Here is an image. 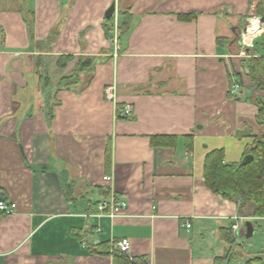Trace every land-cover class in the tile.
<instances>
[{"label":"crops","instance_id":"0c3cea01","mask_svg":"<svg viewBox=\"0 0 264 264\" xmlns=\"http://www.w3.org/2000/svg\"><path fill=\"white\" fill-rule=\"evenodd\" d=\"M258 1L0 0V200L16 203L0 213V264H112L86 245L122 238L128 256L147 264H213L225 254L232 264H264V216L252 214L249 200L211 192L202 177L209 151L223 149L224 162L236 163L264 134V93L238 54L247 19L264 27ZM187 14L195 16L179 18ZM64 55L97 61L80 94L74 85L56 91L72 66L62 67ZM126 103L131 118L119 116ZM110 196L126 201L121 214L91 212ZM254 234V246L241 242Z\"/></svg>","mask_w":264,"mask_h":264},{"label":"trees","instance_id":"16d2710c","mask_svg":"<svg viewBox=\"0 0 264 264\" xmlns=\"http://www.w3.org/2000/svg\"><path fill=\"white\" fill-rule=\"evenodd\" d=\"M261 0L257 3V11L260 9ZM29 13V12H28ZM32 13L30 12L29 15ZM194 14L180 15V19L189 20L193 18ZM260 20L264 22V16L259 15ZM26 19V18H25ZM31 33V21L26 19ZM104 36L108 38L113 31V16L105 18L103 22ZM127 24L122 22L117 27V37L126 30ZM52 34V33H51ZM50 41V35L48 39ZM249 51V49H247ZM252 56L247 62V73L253 83L255 89L264 93V33L260 35L259 40L255 43L254 49L250 51ZM64 62L62 67L67 66L72 62V66L67 75L61 76L58 82L56 91L62 88L70 89L71 85L75 87L73 90L80 94L90 83L93 77V70L95 63L94 59L89 57H75L72 55L61 56ZM62 61V60H61ZM65 81V84L62 82ZM47 81H45L46 83ZM50 95L47 97L45 103V115L48 122L54 117L53 106L50 102ZM258 114L257 119L264 122V95L258 99ZM152 143V142H151ZM245 156H249L246 163H242ZM110 151L107 148L105 153V164L109 165ZM203 182L204 185L213 193L220 195L224 199L232 200L235 198H242L253 203L252 214L254 216H264V134L260 135L244 153L242 159L236 163L224 162V150L215 149L209 151L205 155L203 163ZM67 198L70 196L65 193ZM92 213H97L98 202H94ZM73 234L79 239L83 237L78 232L73 231ZM87 250L94 255H110L112 257V264H147L144 258H132L126 253L118 251L113 243L102 242L98 244L87 243ZM234 257L230 255H223L216 257L213 264H232ZM246 264H263L258 257L248 260Z\"/></svg>","mask_w":264,"mask_h":264},{"label":"built area","instance_id":"2783aa9c","mask_svg":"<svg viewBox=\"0 0 264 264\" xmlns=\"http://www.w3.org/2000/svg\"><path fill=\"white\" fill-rule=\"evenodd\" d=\"M253 18H248L247 22L245 23V30H242L239 34V41H240V48L241 52L239 53L242 54V50H245L246 48L248 49V47L250 45H252L253 43V38L255 37V35L258 33H254L253 35H251V33L248 30L249 25L251 24V20ZM259 20H258V29L259 27ZM240 86L238 84V82H232L231 87L229 88V93L231 95H236L238 90H239ZM104 95L105 98L109 101H116V93H115V86L114 85H108L104 88ZM119 110V116L123 117V118H131L133 115V109H132V105L129 103H126L125 105H123V107ZM103 181L105 182H109L111 181V177L108 175H104L102 177ZM127 203L125 200L123 199H119V198H114L113 196H110L107 199L101 200L98 203V207H97V213L98 215H106L109 217H115L119 214H121L124 209L126 208ZM16 209V203L14 202H6V201H1L0 200V213L4 214V215H9L11 213H13ZM233 223L231 225V230L233 232H235L238 229V221L240 220L241 217L239 216H233ZM183 226L185 228H189L191 226V224L188 222V220L185 219V221L183 222ZM114 247L122 252V253H126L128 255L129 253V248H130V243L128 241V239L122 238L119 239L115 242H113Z\"/></svg>","mask_w":264,"mask_h":264},{"label":"rangeland","instance_id":"374dc122","mask_svg":"<svg viewBox=\"0 0 264 264\" xmlns=\"http://www.w3.org/2000/svg\"><path fill=\"white\" fill-rule=\"evenodd\" d=\"M255 19H257V18H255ZM258 20V19H257ZM244 26H245V24H244ZM259 30L260 31H258V33L255 35V37L253 38V43H252V45H250L249 47H248V49H249V51H247V48L245 49V50H242V54H240V56L241 57H244L245 59H247V62H248V59L252 56V54H250V51H252L253 49H254V45H255V43L259 40V37H260V35L261 34H263L264 33V27H262L261 25H260V23H259ZM241 49L242 48H240L239 49V53L241 52ZM238 53V54H239ZM250 239V240H249ZM258 239V234H254L253 236H252V238H245L244 236H242L241 238H240V240H241V242H243V243H245V245H249L250 247H252V246H254L256 243H255V241ZM252 243V244H251Z\"/></svg>","mask_w":264,"mask_h":264},{"label":"water","instance_id":"95a60500","mask_svg":"<svg viewBox=\"0 0 264 264\" xmlns=\"http://www.w3.org/2000/svg\"><path fill=\"white\" fill-rule=\"evenodd\" d=\"M114 12H115V2H112L110 4V6L106 9L105 13H104L105 18L112 17L114 15ZM242 30H245V27H243ZM238 44L240 45V41L239 40H238ZM249 158H251V157L245 156L244 159L242 160V163L243 164L246 163ZM245 228H246L245 236L246 237L251 236V234L253 233V227H252L251 223L247 222L245 224Z\"/></svg>","mask_w":264,"mask_h":264},{"label":"bare ground","instance_id":"6f19581e","mask_svg":"<svg viewBox=\"0 0 264 264\" xmlns=\"http://www.w3.org/2000/svg\"><path fill=\"white\" fill-rule=\"evenodd\" d=\"M248 30L251 33V35H253V32L256 33L258 31H260L258 29V20L257 19L253 18L251 20V24L249 25Z\"/></svg>","mask_w":264,"mask_h":264}]
</instances>
